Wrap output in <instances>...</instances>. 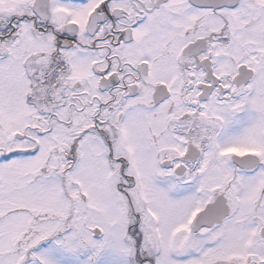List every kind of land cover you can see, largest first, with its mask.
<instances>
[{
    "label": "snow or ice",
    "instance_id": "1",
    "mask_svg": "<svg viewBox=\"0 0 264 264\" xmlns=\"http://www.w3.org/2000/svg\"><path fill=\"white\" fill-rule=\"evenodd\" d=\"M0 264H264V0H0Z\"/></svg>",
    "mask_w": 264,
    "mask_h": 264
}]
</instances>
